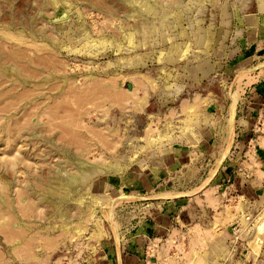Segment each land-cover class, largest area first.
<instances>
[{"label": "rangeland", "instance_id": "1", "mask_svg": "<svg viewBox=\"0 0 264 264\" xmlns=\"http://www.w3.org/2000/svg\"><path fill=\"white\" fill-rule=\"evenodd\" d=\"M261 1L0 0V264H264Z\"/></svg>", "mask_w": 264, "mask_h": 264}, {"label": "crops", "instance_id": "2", "mask_svg": "<svg viewBox=\"0 0 264 264\" xmlns=\"http://www.w3.org/2000/svg\"><path fill=\"white\" fill-rule=\"evenodd\" d=\"M257 15L261 16L260 20H258L259 18L256 17L253 20L251 19V21H254L255 24H258L259 25V29H258V31L252 30L250 33H247L248 34V38H250V39L254 38L256 34L260 38V36H262L261 33L264 31V16H263L264 12H261V13H259ZM256 27H257V25H256ZM259 31H260L261 35H259ZM263 34H264V32H263ZM263 132H264V122H263ZM259 136L260 137L258 138V142H257V146L259 148H257V149H260L259 151L262 152V153H260V156H263V153H264V135H259ZM257 160L258 161L256 162V164L258 166L260 175L263 176L264 171L260 167L262 159H261V157H259V158H257ZM255 181H258V180L256 178H247V179H244L242 182L241 181L236 182L235 185H236V188H239L240 186H242V187H240L241 188V192L244 193V194L247 193V195H248V191L249 190H248L247 186H245V184H251L253 189L255 190V188L258 189V186H256L257 184H255ZM137 244L138 245H141V244L143 245L144 244V240H142L140 242H137ZM99 257L100 258H98V261H96L95 264H124V262L122 260L123 254H122V251L119 250V248L112 249V251L111 250L110 251L109 250L108 251H103L102 255L99 256ZM144 261L145 260H143V257L141 256V258H138L136 260V264H145Z\"/></svg>", "mask_w": 264, "mask_h": 264}, {"label": "bare ground", "instance_id": "3", "mask_svg": "<svg viewBox=\"0 0 264 264\" xmlns=\"http://www.w3.org/2000/svg\"><path fill=\"white\" fill-rule=\"evenodd\" d=\"M261 1V0H260ZM264 1V0H263ZM262 2V1H261ZM260 2V3H261ZM263 4L264 3H262V5L260 4V6H261V8H262V6H263ZM253 20V19H252ZM210 36H211V34H209L208 36H207V39H205V40H203V42H205V43H207L208 42V40L210 39ZM176 48H178V47H176ZM176 48H174V49H176ZM70 176V175H69ZM70 179V178H69ZM68 180V179H67ZM59 181V180H58ZM61 181V180H60ZM59 181V182H60ZM68 181H70V182H72V181H75V180H73V179H70V180H68ZM65 184V183H64ZM69 184V183H68ZM262 223V222H261ZM257 226V225H256ZM259 235V234H258Z\"/></svg>", "mask_w": 264, "mask_h": 264}]
</instances>
